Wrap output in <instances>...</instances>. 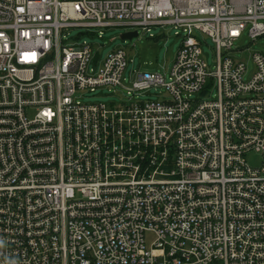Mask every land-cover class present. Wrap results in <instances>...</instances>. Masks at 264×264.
<instances>
[{
    "label": "built area",
    "instance_id": "1",
    "mask_svg": "<svg viewBox=\"0 0 264 264\" xmlns=\"http://www.w3.org/2000/svg\"><path fill=\"white\" fill-rule=\"evenodd\" d=\"M170 26L168 74L129 87L124 50L89 69L65 35ZM245 35L264 0H0V264H264V56L248 79L229 56ZM103 87L127 101L76 96Z\"/></svg>",
    "mask_w": 264,
    "mask_h": 264
},
{
    "label": "rangeland",
    "instance_id": "2",
    "mask_svg": "<svg viewBox=\"0 0 264 264\" xmlns=\"http://www.w3.org/2000/svg\"><path fill=\"white\" fill-rule=\"evenodd\" d=\"M134 31L123 27H112L108 29H86V28H69L66 32V39L75 41L77 45L86 42L91 49L89 69L96 70L103 59L115 50L122 49L127 53L126 69L122 75V84L129 87L131 83V74L134 71L141 73L147 72L151 74L167 75L175 55L179 51L181 36H175L172 26L150 28V32L137 31V38L131 41H123L120 35ZM101 33L100 38H98ZM151 35V37L149 36ZM202 38V36H200ZM207 46H202L203 59L209 68L213 66V52L210 49V40L205 38ZM233 52L229 54L230 58L239 61L245 65V79L254 70V62H252V54H262L264 56V36L252 41L246 35L237 41L232 47ZM94 62L96 64L94 65ZM121 88L114 90L100 88L93 93L76 95L81 102L86 103H106L118 104L126 102L125 95L120 92ZM213 92V91H212ZM211 92V93H212ZM164 91L158 87L147 91L135 93L134 99L139 101H156L158 97L162 98ZM248 164L253 167L259 165L258 158L255 155L247 156ZM152 242L150 235L146 237L147 246Z\"/></svg>",
    "mask_w": 264,
    "mask_h": 264
},
{
    "label": "water",
    "instance_id": "3",
    "mask_svg": "<svg viewBox=\"0 0 264 264\" xmlns=\"http://www.w3.org/2000/svg\"><path fill=\"white\" fill-rule=\"evenodd\" d=\"M119 38L123 41H131L137 38L136 32H127L119 36Z\"/></svg>",
    "mask_w": 264,
    "mask_h": 264
}]
</instances>
